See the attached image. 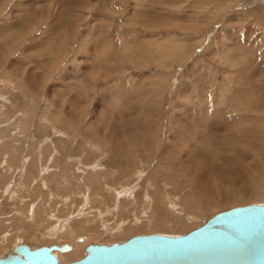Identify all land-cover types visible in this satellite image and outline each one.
<instances>
[{
  "label": "rangeland",
  "instance_id": "obj_1",
  "mask_svg": "<svg viewBox=\"0 0 264 264\" xmlns=\"http://www.w3.org/2000/svg\"><path fill=\"white\" fill-rule=\"evenodd\" d=\"M134 29L135 37H138L144 45L145 52H143L145 54L143 53L142 59L144 64L142 60L137 63H134V59L125 61L119 48H116L114 52L115 59L110 66L116 72L114 77L117 79V85H119L117 87L122 91L126 89L124 91V94H126L124 100L119 99V97H116V100L119 99V102L123 103L126 100V96H133V93L128 92L129 87L142 86L146 89V93L153 94V91H157L162 94L161 102L155 104L156 113L154 120L158 130L157 134L152 136V139L155 138L153 139L155 144L158 142V146L171 141L172 117L178 113L180 114L182 107L189 106V104L186 105V102H189L187 99L193 92L191 88L194 89V94H198V90L196 91L194 88L196 81L198 79L203 81L202 78H211L210 82L216 80V83H213L216 88L223 80L224 71L226 69L230 70L227 63H225V59L219 62L214 59L215 57H212L214 56L213 51L215 52L216 48L220 49L223 41H225L228 49L233 45L235 47L236 42L237 48H239L238 52L237 48L232 50L237 65L232 69L233 74L227 76V83L233 89L245 94L264 95V0H0V86L2 83L5 85L8 82L7 85L12 87L11 89L10 86L7 87L6 85V87H3L4 89H0V131L6 135V138H10V134L12 137L15 132L11 131L8 135L6 127L16 123L20 125L17 115L21 116V113L26 115L22 122L27 121L31 117V121H27L29 122L30 135L28 134L27 136L20 133L22 139L27 138V142H24L23 152L20 155L22 158L21 167L11 175V178L8 179L4 186L6 189H3L0 194L2 196L0 197V222L4 223L0 233V245H2L0 249L2 251H8L19 243L26 244L33 249L52 243L67 242L71 225L85 220L86 216L90 214L89 208L86 206L88 200L81 196V189L83 188V191L85 189V194L88 193L87 196H89L94 193V190H99L100 187L94 185V179L90 183H85V187H79V182L74 178V171H72V174L69 172V177L66 176L65 179H69L68 182L71 181L73 190L68 188L66 189L69 191L66 189L60 192L55 190L61 195L62 200L58 203L56 202L57 206L54 207L57 209V211L56 209L53 210L52 220L54 221L51 220V225L46 226V231L51 235L45 232L46 236L41 239L36 237L34 232H31L30 235L33 236L28 240L22 237L19 240L18 236H14L16 237L14 241L12 243L8 242L9 237L13 234L21 236V230L25 227V224L20 219V208L28 206L27 212L30 214L35 210V206L47 196L46 187L53 179L51 174L54 173V168L61 166L62 163L66 164L70 169H72L70 166L75 163L77 165L87 163L86 165L92 169L97 164L106 168L110 158V151L106 149L108 130L105 127V110L109 103L105 99V94L109 95L107 93L109 90L106 91L102 87L106 79L104 65L100 59L94 61L93 57L95 54L100 53L105 46L102 38L118 40V36L122 32H130L132 36V30ZM128 39L133 40L131 37H128ZM176 41L186 47L189 52L193 49V53L192 51L190 54L188 52L189 55L186 59L189 61L185 66L179 65L175 60L167 59L166 57L161 58L159 56L160 52L155 49L158 47L157 45H162V43L171 46ZM152 43H156V47L155 45L153 47L148 46V44ZM119 45L122 46V44ZM159 59H164L163 64H161ZM255 62L257 68L261 66L259 68L260 71H257V73L255 69H250L251 64H255ZM195 74L196 77L194 76ZM122 83L125 84L124 88L121 87ZM20 89L22 91H19ZM117 95L119 96V94ZM28 98L30 101L33 100V103L32 101L28 102ZM252 98V95H247L243 99L246 106L248 100L251 102ZM26 99L27 105L26 101H24ZM36 129L38 132L40 131V134ZM38 135L41 136V138L39 137L40 140H38ZM155 135L157 137H154ZM123 138L125 139V136L120 139L123 140ZM70 139L75 144L72 145L74 153L71 156H67L66 153L71 149V144L68 143ZM38 141L47 142V144L38 143ZM56 141L57 143H65V146L58 145L59 149L58 146L53 145ZM14 142L16 141L14 140ZM20 144L22 143L19 141L15 143V145ZM89 144L94 147L96 157L88 152L87 145ZM35 145H40L41 150L47 145H53L55 148L49 152L48 159L41 161L36 168H31L29 163L27 164V160L29 162L31 149ZM135 151L132 152L134 153ZM136 152L137 155L132 153L136 156V163L142 164L140 169H143L145 176L149 175L157 167V160L162 154L161 151L154 154L152 152L145 153L142 149H139ZM77 153L80 154L78 155ZM140 153L148 155L144 156ZM82 154H84V158L78 157ZM138 155L140 158H138ZM192 158L193 156L191 155L187 163L193 162ZM54 159L57 160V163H55ZM5 161L1 157L0 166ZM143 165L148 168H143ZM216 165L223 166L220 160L216 161ZM37 168L41 170L37 172ZM144 169L148 170L144 171ZM113 170L118 172L115 167ZM35 173L36 175H34ZM180 173L183 174L184 172ZM30 177L31 179L29 180ZM81 177L83 178L82 174ZM106 177L107 180L105 182L109 183L103 182V184L108 187L111 185V190L117 191L119 189L118 191H123L122 189L129 188L126 186V181L130 180V176H122L121 173H117L113 177H108L107 175ZM258 178L256 189L263 191V175L260 174ZM167 180L169 188H177L174 199H176V206H178L177 209L180 211L178 212L177 209L176 211L181 217H185L183 224L187 222V225L182 227V229H175L174 233L176 234H173V232L167 233L168 235L170 234V237L186 235L193 231L192 229L200 228L205 222L221 212L264 203V197L257 200L255 198L243 199V201L242 198H237L235 202L230 200H228L229 202H222L223 198L219 197L213 205L203 206L204 204L198 202V199L192 197L191 185H193V182L184 185L185 188H183L181 184L184 178L180 175L175 177L173 174ZM139 184L136 181L131 186L133 189L130 188L129 193L125 194L128 196L124 195L121 197L120 195L117 198L114 197L116 202L114 204L116 206L115 217L112 216L110 224L106 223L110 232L105 231L103 237L93 241L92 245L123 243L140 235H163L164 232L162 231L154 233L149 231L150 229L145 228L133 231L132 234L125 238L115 240L120 228L127 225V220L130 219L128 215L133 217L132 213L126 214L128 218L122 217L124 213L122 212L121 201L130 202L136 196ZM28 186L29 188H27ZM72 186L77 187L73 188ZM44 189L46 191H43ZM258 190L256 191L259 192ZM5 191L7 192L5 193ZM31 191L32 193H29ZM52 191L53 194L56 193L54 190ZM70 196H73L75 200L74 198L73 201L69 200ZM64 197L65 199H63ZM13 198L16 201L13 200L12 203ZM179 198L182 199L180 200ZM117 199L119 202H117ZM67 200H69V204H72L68 211L70 212L69 217L61 214V212L64 213V202H67L66 206L68 204ZM109 201L111 203L112 199L109 198ZM82 204L84 205L81 206ZM95 206L98 207L100 204L96 202L93 207ZM84 208H87V210ZM135 209L132 208V211ZM183 209H185V212ZM71 210L74 212L73 214ZM83 211L84 213H82ZM137 212L138 214H136ZM186 212H189L190 215ZM118 214L122 216L119 217ZM134 214L139 216V211H134ZM64 217L65 220H63ZM15 221L16 223H14ZM57 226H60L59 229ZM54 227L57 229L55 230ZM167 234L165 233L164 236ZM49 237L50 239H48ZM78 238H83V236ZM2 253H0V257L3 256Z\"/></svg>",
  "mask_w": 264,
  "mask_h": 264
},
{
  "label": "bare ground",
  "instance_id": "obj_2",
  "mask_svg": "<svg viewBox=\"0 0 264 264\" xmlns=\"http://www.w3.org/2000/svg\"><path fill=\"white\" fill-rule=\"evenodd\" d=\"M142 26H146V25H142ZM192 30H194V28H192ZM132 32H133L132 36L130 32L128 33L122 32V34L118 36L119 38L118 40H112V39L106 40V38H102V41L104 42L105 46L102 48L100 53L97 52L98 54L97 55L95 54V56L93 57L94 61L96 59L98 60L100 59V61L104 65L106 79L104 78L105 81L103 82L102 87L106 91L109 90L107 92L109 95L105 94L106 96L105 99L109 103V105L107 106L105 110L106 112L105 127L108 130V135L106 139V146H107L106 149L110 151L109 152L110 158H109L106 168H104V166L98 165L97 163L99 162L95 163L97 165L96 167H93V169L90 166H87L86 165L87 163L77 165L75 162H74L75 163L74 165L72 164V166H70L72 167V169L68 168V166L63 163L61 164V166L54 168L53 170L54 173L51 174L52 175L51 178L53 179H51L50 183L47 184V187H46L47 189L45 188L47 191L45 189L43 190L47 192L46 194L47 196L44 198V200L42 202L39 201L40 202L38 203L39 205L36 203L37 207L34 205L35 210L31 212L30 214H28L27 212L28 206H22L20 208V214H19L20 219L22 223L25 224V227L22 229L23 232L21 230V233H22L21 236L13 234L9 237V239L7 238L9 243H12L14 241V239L16 238L14 236H18L19 240H20V237L28 240L29 238H31V236H33V235H30L31 232H34L36 237H39L41 239L46 236L45 235V232H47L46 226L51 225L52 215L54 213L53 210H55L56 208L54 207L57 206L56 202L58 203L60 200H62L61 195L57 191L60 192L62 190H65L66 188H68L69 190L72 189L71 181L68 182L69 179L68 180L65 179L66 176L70 175V173L72 174V171H74L73 173L74 178L77 180V182H79L78 183L79 187H85L84 186L85 183H90L91 180L94 179L95 180L94 185L95 186L98 185L100 188L97 191L94 190V193L89 196H87L88 193L85 194L86 193L84 192L85 189L84 191H83V188L81 189L82 190L81 196L84 197V199L86 198L88 200L87 201L88 203L86 206H88L89 208L88 211L90 212V214L86 216L85 220L80 219L82 220L81 222H76L75 224L71 225L70 228L68 227L69 232H70L69 240L67 242L52 243V244L46 245V246L57 245L61 247L64 244H69L71 246V250L68 252H60L58 250L53 251V254L57 257L59 264L73 263V262L83 259L86 256L87 247L92 245L91 243L93 241L98 240L101 237H103L105 231L110 232L108 231L109 227L106 225V223H109L111 221L112 216L115 217L114 214L116 211L115 210L116 206L114 204H116V202L114 200V197L117 198V196H120V195L121 197H123L125 194H128L131 186H133L136 181L140 183L139 184L140 186L138 185L139 186L138 191L135 190L136 196L133 197L130 202L121 201V204L123 207L122 212L124 214L123 216L118 214L119 217L122 216L126 218L127 217L126 214L132 213L133 217L128 215L130 217V219L127 220L128 223H126L125 221H122V222H125L127 225L125 227L120 228V230L116 234L115 240L125 238L129 234H132L133 231L145 229V228L150 229L149 231H153L154 233L162 231L164 232L163 235L165 233L167 234V233H172V232L173 234H176L174 233V231H176L175 229L177 228L182 229V227H185L187 225V222L186 224H183L185 222V219H184L185 217H181V215L178 214L176 211L178 206H176V201H175L176 199H174V197L176 196L177 188H169L167 186V181H168L167 178L171 177L173 174L175 175V177H178V175H180L181 177L184 178V181H182V184H181L183 188H185L184 185L193 182V185H191L192 186L191 187L192 197L198 199L197 201L200 202L201 204H204L203 206L213 205V203L216 202V199H218L219 197L223 198L222 202H226L228 200L235 202V200L237 201V198L239 199L242 198V201H243V199L247 200V199L255 198L257 200V199H262V197H264V190L260 191L256 189L258 180H259L258 177L260 176V174L263 175L262 179L264 180V95L262 94L256 95L254 93L245 94L243 92H239L237 89H233L229 85V83H227V80H226L227 76L229 74L231 75L233 74L232 69L236 67L237 65L235 55L232 53V50L238 47L237 42L235 43V47L233 45V46H230V49H228L225 41H223L220 49L216 48L215 52L213 51L214 56L212 57H215L214 59L218 60L219 62H222L225 59V63H227V66L230 68V70L226 69L224 71L223 80H221V82L216 88H215V85H213V83H216V80H212L210 82L211 78H202L203 81L201 79H198L196 81L194 88L196 91L198 90L197 91L198 94H194V89L191 88L193 92L190 91L191 94L189 95L187 99V101L189 102H186V105L189 104V106L182 107L180 114L178 113L176 116L172 117V120H171L172 121V124H171L172 139L171 141L165 143L164 145L159 144L158 146L157 145L158 142L157 144H155L153 140L155 138L152 139V136L153 134H157V130H158V126H156V123L154 120V115L156 113L155 104L161 102L160 99H161L162 94H160V92H157V91L156 92L153 91V94L146 93L147 92L146 89L142 86L129 87L130 89L128 92H131L134 95L126 96V100L123 103L119 102L120 98L124 100L125 95H126L124 94L125 93L124 91H126V89L122 91L120 88L117 87L119 85H117V79L114 77L115 75L114 73L116 72H114L110 66L111 63L115 59L114 52L117 47L119 48L122 58H125V61L134 59L133 60L134 63H137L143 59V53L145 52L144 45L138 39V37H135L136 36L134 35L135 29L132 30ZM128 37H131L133 40H129ZM119 44H122V46H120ZM153 45H155L156 47L157 44L156 43L148 44L149 47H153ZM157 46L158 47L155 49L160 52L159 56L161 58L166 57L167 59L175 60L181 66L182 65L185 66L188 64L189 60L186 58L190 54L191 51L193 53V49L189 52L186 50V47L177 43V41L174 42V45H171V46L170 45L168 46V44L165 45L163 43L162 45H157ZM188 48L190 49V47ZM238 49L239 48H237V52H238ZM121 60L123 61V59ZM142 61L144 64V60ZM159 61H161V64H163L164 59H159ZM260 67L257 68L256 62H255V64H251L250 69L251 68L255 69V72L257 73V71H260L259 69ZM194 76L196 77V74ZM261 77L263 78V76ZM7 84L4 85V83H2L1 85L2 88L0 86V89L1 90L4 89L3 87H6ZM9 86L7 85V87ZM124 86L125 84L122 83L121 87L124 88ZM16 88L18 87L16 86ZM19 91H22V90L20 89ZM117 94H119V96ZM247 95H252L253 98L251 102H249L248 100L247 106H246L245 102H243V99ZM116 97H119V99L116 100ZM28 100H29L28 102L32 101L33 103V100L30 101L29 98ZM24 101H26L25 103L27 105V99ZM17 116L19 117L18 122H20V125L16 123L14 125L12 124L6 127L8 135L11 131L15 132L12 135V137L10 134V138L9 137L6 138V135H4L0 131V158L1 157L4 158V161L6 159L4 164L0 166L1 167L0 169L1 171L0 172V194L3 192V189H6L4 188V186L6 182L8 181V179L11 178V175L14 174V172L19 170V168L21 167L22 158L20 157V155L23 152V149L25 146L24 142H27L26 141L27 138L25 137L24 139H22L20 137L21 136L20 133H23L28 136L30 132L29 122L27 121L28 120L31 121V117L29 116L30 118H28L27 121L22 122V120L26 118V115L21 113V116L19 115ZM41 136H42V133H41ZM41 136L38 135V140H40L39 137L41 138ZM123 136H125V139L124 138L123 140L120 139ZM154 137H157V136L155 135ZM14 140L16 142H14ZM18 141L22 144L15 145V143H17ZM38 143L47 144V142L45 143V142H39V141ZM68 143L71 144V145L69 144L71 146V149L66 154L67 156H71L72 153H74V149H72V145H75V144H74V141H72V139H70ZM53 145L54 146L55 145L65 146V143H57L56 141ZM53 145H47L42 150L40 149L41 148L40 145H35L33 149H31V156H30L29 162L27 160V164L29 163L31 168L33 167L36 168V166L41 161L47 158V156L50 154L49 152H51L55 148L53 147ZM77 145H80V144H77ZM87 147H88V152L90 154H94V156L96 157L94 147L90 146V144L87 145ZM136 149L138 151L139 149H142L145 153L152 152L154 154L161 151L162 154L157 160L158 162L157 167L154 170H152L150 174L149 172H147L149 175L145 176L142 171L143 169L142 170L140 169V167H142V164L139 162L141 165L140 166L139 164L136 163L137 161L136 156L133 155L134 153L135 154L137 153ZM132 151H135V152L133 153ZM140 154H143V153H140ZM143 155L147 156L148 154L147 155L143 154ZM191 155L193 156L192 160L194 161L187 163L190 160ZM83 156L84 154L78 157L84 158ZM138 158H140L139 155H138ZM141 158H144V157H141ZM55 159L54 161L55 163H57V160ZM217 160L218 161L220 160V163L223 164V166H218V165L215 166V163ZM75 161H76V158H75ZM144 165H143V168H148V167H144ZM114 167L117 169L118 172L116 171L114 172L113 170ZM40 170H38L37 168V172H39ZM145 170H148V169H144V171ZM180 172H184V173L181 174ZM117 173H121L122 176L123 175L130 176V180L126 181L127 182L126 186H128L129 188L122 189L123 191H118L119 189L117 188L118 190L114 191V190H111L110 188L111 185H109L108 187L106 184H103V182L107 180V177L105 178L106 175L108 177H113ZM81 174L83 176V178L81 177L82 179L80 178ZM34 175H36V173ZM39 176L41 177V175ZM31 177L29 178V180L31 179ZM75 179L74 181L76 182ZM19 181H23V180H19ZM105 183H109V182H105ZM76 187H73V188H76ZM27 188H29V186ZM33 188L35 187L33 186ZM68 189L66 190L69 191ZM52 190L54 191L57 190V191H55L56 193L53 194ZM256 190H258L259 192H257ZM7 191H5V193ZM29 193H32V191ZM73 196H70L69 200L73 201V198H74ZM125 196H128V195H125ZM65 197L63 199H65ZM109 198L112 199V202H111L112 204L110 203ZM179 199L181 200L182 198H179ZM13 200H15V198L12 199V203H13ZM69 200H67L68 204H69ZM96 202L97 204L99 203L100 206L93 207V205H95ZM117 202H119L118 199H117ZM64 203L66 204L67 202H64ZM65 204L63 208L64 213L61 212V214L65 216H68V215L70 216V212L68 211H69L70 205L72 204L71 203L69 205L67 204V206ZM83 205L84 204H82L81 206ZM259 205L264 206V203L259 204ZM132 208H136L134 211L136 210L139 211V216L136 215L138 214V212L134 214V211H132ZM84 209L87 210V208H84ZM184 210L185 209H183V211ZM179 211L180 210H178V212ZM71 212L72 214L74 213L72 210ZM82 213H84V211ZM186 213H189V212H186ZM186 213L185 215H187ZM80 214H77V215H80ZM63 220H65V217ZM14 223H16V221ZM119 223L121 224L120 221ZM3 225L4 223L0 222V233L2 232L1 229ZM102 227L103 229H101ZM192 230H195V229H192ZM48 235H51V234H48ZM169 235L167 234L166 236H169ZM79 236H83V238L77 239V237ZM48 239H50V237ZM20 244L21 243L14 245L8 251L6 250L2 251L0 249V253L3 252L2 254L3 256H5L9 252H13V249L17 245H20Z\"/></svg>",
  "mask_w": 264,
  "mask_h": 264
},
{
  "label": "water",
  "instance_id": "obj_3",
  "mask_svg": "<svg viewBox=\"0 0 264 264\" xmlns=\"http://www.w3.org/2000/svg\"><path fill=\"white\" fill-rule=\"evenodd\" d=\"M55 250L68 252L71 246L20 244L0 264H59ZM68 264H264V206L221 212L183 236L150 234L90 245L83 259Z\"/></svg>",
  "mask_w": 264,
  "mask_h": 264
}]
</instances>
